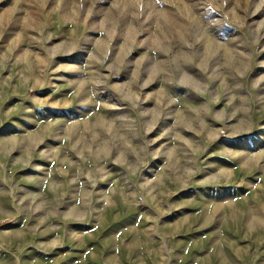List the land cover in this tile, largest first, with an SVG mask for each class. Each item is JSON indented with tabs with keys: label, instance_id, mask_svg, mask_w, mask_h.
Listing matches in <instances>:
<instances>
[{
	"label": "rangeland",
	"instance_id": "obj_1",
	"mask_svg": "<svg viewBox=\"0 0 264 264\" xmlns=\"http://www.w3.org/2000/svg\"><path fill=\"white\" fill-rule=\"evenodd\" d=\"M0 264H264V0H0Z\"/></svg>",
	"mask_w": 264,
	"mask_h": 264
}]
</instances>
